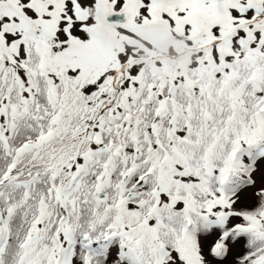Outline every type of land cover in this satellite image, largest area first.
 <instances>
[{
	"label": "snow or ice",
	"instance_id": "snow-or-ice-1",
	"mask_svg": "<svg viewBox=\"0 0 264 264\" xmlns=\"http://www.w3.org/2000/svg\"><path fill=\"white\" fill-rule=\"evenodd\" d=\"M0 264H264V0H0Z\"/></svg>",
	"mask_w": 264,
	"mask_h": 264
}]
</instances>
